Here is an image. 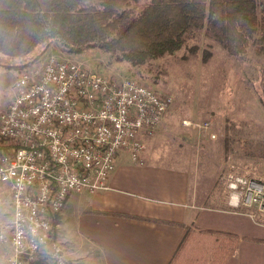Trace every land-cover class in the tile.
I'll return each instance as SVG.
<instances>
[{
  "label": "built area",
  "instance_id": "obj_1",
  "mask_svg": "<svg viewBox=\"0 0 264 264\" xmlns=\"http://www.w3.org/2000/svg\"><path fill=\"white\" fill-rule=\"evenodd\" d=\"M13 89L0 111V138L8 145L0 152V184L11 207L0 241L13 248L12 264L45 252L51 264H69L49 239L67 198L104 188L120 151L141 161V137L161 122L172 99L131 76L56 56L21 68ZM224 182L228 207L264 224V177L230 172Z\"/></svg>",
  "mask_w": 264,
  "mask_h": 264
},
{
  "label": "rangeland",
  "instance_id": "obj_2",
  "mask_svg": "<svg viewBox=\"0 0 264 264\" xmlns=\"http://www.w3.org/2000/svg\"><path fill=\"white\" fill-rule=\"evenodd\" d=\"M147 1L140 0L137 7ZM48 56L67 57L109 76H131L170 96L161 122L142 135V152L160 163L187 170L196 182L197 204L203 208H228L224 182L228 173L264 177V97L259 87L264 53L249 48L244 56H233L207 37L203 28L187 32L179 49L142 65L112 60L98 48L67 53L54 41L41 56L24 65L32 56L11 59L0 53V111L14 95L13 82L20 69ZM0 198L1 223L9 221L11 210L8 189L2 184ZM69 224L57 228V236L61 232L74 237ZM57 239L69 264H76L78 260L69 259L66 244ZM70 243L78 246L75 240ZM13 256V248L0 241V264H12ZM87 259L80 262L94 264Z\"/></svg>",
  "mask_w": 264,
  "mask_h": 264
},
{
  "label": "crops",
  "instance_id": "obj_3",
  "mask_svg": "<svg viewBox=\"0 0 264 264\" xmlns=\"http://www.w3.org/2000/svg\"><path fill=\"white\" fill-rule=\"evenodd\" d=\"M141 157L136 162L120 151L104 188L69 195L55 226L69 259L76 264H85L80 262L85 258L94 264H264V224L229 210L227 200L228 208H203L187 170L145 151ZM66 222L74 237L57 236Z\"/></svg>",
  "mask_w": 264,
  "mask_h": 264
},
{
  "label": "trees",
  "instance_id": "obj_4",
  "mask_svg": "<svg viewBox=\"0 0 264 264\" xmlns=\"http://www.w3.org/2000/svg\"><path fill=\"white\" fill-rule=\"evenodd\" d=\"M0 0V53L41 56L58 42L67 53L98 48L115 61L142 65L179 49L194 28L242 57L264 53V0ZM6 66V64H4ZM264 97V68L259 72ZM8 147L0 138V152ZM53 221L49 239L55 238ZM31 264H51L45 252Z\"/></svg>",
  "mask_w": 264,
  "mask_h": 264
}]
</instances>
